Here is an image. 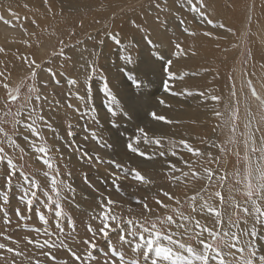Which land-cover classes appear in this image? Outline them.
Segmentation results:
<instances>
[{
    "label": "rangeland",
    "instance_id": "374dc122",
    "mask_svg": "<svg viewBox=\"0 0 264 264\" xmlns=\"http://www.w3.org/2000/svg\"><path fill=\"white\" fill-rule=\"evenodd\" d=\"M36 1L21 8L26 5L22 0H0V16L8 20L4 16V10L9 7L15 13V17L9 20L10 25L20 24L23 30L21 35L12 36L9 40H5L0 33V48L4 50L0 52V72L5 73L4 77H0V122L7 121L0 123V127H4L19 145L14 147L3 142L0 147L5 148L14 162L18 161L20 171V175L14 178L7 190H4L0 179V202L7 197L6 205L0 203V207L5 208L11 221L10 224L6 223L5 212H0V243L23 252L22 256H15L6 250H0V264H5V260L7 264H12L13 261L15 264H36L37 260L41 264H64L65 261L73 264L68 248L77 254L91 253L95 257L91 264H103L113 247L124 254L126 261L136 259L140 264H151V259L155 258L154 252L149 253V258L145 260L132 250L131 244L119 240L118 231H109L107 237L98 231L102 227L99 218L102 209L98 201L102 198L101 194L105 198L110 196L116 201L112 206L114 214L124 219L134 217L141 222L147 218L145 226L149 228L151 222L155 221L162 233L160 244L164 243L165 235H172L173 239L177 237L175 224L167 225L162 221L166 215H173L174 220L179 216L168 209H162L156 200H162L172 208L190 214V202L185 201L184 197L185 194L192 193L187 189L196 184L201 187L204 180L193 182L190 177L185 178L179 173L181 171L169 173L166 163L171 161L176 164L177 169L181 167L180 170L187 172L189 169L184 161L194 162L193 166L197 168L195 162L204 158L194 157L187 149L179 147V136L184 132L185 125L180 122L167 124L154 121L148 116V112L152 110L177 121L184 103L201 102L204 109H207L205 128L196 125L193 131L197 136H204L208 142L201 149L197 143H189L201 152H210L212 156L224 158L230 176L233 170H243V157L246 153L256 159V154L250 153L245 141L250 133L258 138L264 136V106L253 98L249 101L251 96L246 81L251 80L257 91L264 96L258 90L264 83V0H206V3L203 0L200 9L203 16L193 12L187 0H48L47 4L44 0ZM211 5L221 12V25L224 27L214 22L210 14L207 15H210L212 23L207 24L209 19L205 16V10L210 12ZM2 25L7 24L0 21V28ZM185 28L195 35L186 33ZM225 32L229 34L226 35ZM111 36L119 38L121 44L115 45ZM100 40L105 43L100 45ZM149 41L152 43L149 44ZM177 43L185 50L186 54L182 57L174 55ZM198 45L202 47L200 50L206 57L205 65L199 67L198 64H192L194 60L190 57ZM61 48L71 60H65L60 55ZM156 53L164 59L159 60ZM129 54L132 57L131 63L125 59ZM24 57H27V61ZM81 58L89 61L82 64ZM32 60L40 67L30 69L28 64ZM167 60L173 62L171 70L176 73V79L170 80L162 68ZM93 62L96 72L89 80L85 73ZM49 68L56 73L54 77L47 71ZM32 71L37 73L35 80L31 79ZM193 77H203L202 80L208 77L203 83L205 86L211 85L209 91L199 84H196L199 89L192 88V83L188 84L190 89L187 91H191L193 95L188 96L184 94L186 90H179L178 84L184 82L182 80H193ZM77 78L76 85L68 83ZM138 78L143 81V87L136 89L132 82ZM4 83H8L10 88L19 87L20 99L15 104H5L7 90L3 87ZM105 83L112 95L117 97L115 108L118 112L123 110L125 115H111L109 108L112 107V102L106 94ZM233 84L235 99L239 101L235 133L231 132L229 125L221 129L219 125L223 121H218L212 114L214 107L219 108L225 112L227 119L228 111L225 106L230 104ZM32 87L39 88L40 92H31ZM202 90L222 95V103L214 104L210 100L205 102L197 95ZM37 94L46 96L47 100L36 101L34 97ZM78 96L83 99H78ZM28 97L33 98L31 102L27 100ZM159 100H164L165 105H160ZM33 108L36 113L43 115L46 122H36L43 139L30 134L23 124L14 127L11 123L18 109L23 115L15 118L24 121ZM9 109L13 115L5 117L4 113ZM166 110L167 114L164 112ZM249 120L251 127L246 128ZM138 127L145 128L149 137L163 138L166 133L176 135V138L162 139L160 145L145 143L143 140L134 145L139 151L155 156L154 159H145L127 148L129 138L138 135ZM68 132L73 135H68ZM25 136L28 138L25 139ZM229 139L234 143H228ZM3 140L0 136V141ZM212 142L226 147L227 153L218 154V149L212 146ZM38 147L49 150L47 157L36 150ZM161 151L165 152L164 157L158 155ZM172 151H176L177 155L173 156ZM84 152L93 159L89 161L83 157ZM96 157H99V162ZM43 158H50L53 167L44 165ZM111 162L120 163L125 169H136L143 175L149 173L150 177L145 176L151 183L142 184L134 180L131 174L124 176ZM211 166L216 167L215 164ZM220 171L222 173L224 169L221 168ZM3 174L4 165L0 164V177ZM114 174L121 177L116 181L118 189L113 185ZM25 175L38 184L39 188L30 190L23 179ZM173 175L178 179L173 180ZM53 177L61 188L58 197L51 189ZM64 185H71L74 192ZM30 191H35L36 196L31 197ZM162 191L176 194L182 203L176 205L174 201H169L162 195ZM232 195L240 198V205L248 204L243 191L233 192ZM48 196L62 207V216L57 217L54 210L50 211L45 206L52 205ZM225 196L227 197L226 191ZM30 198L32 204L28 205ZM138 200L146 201L151 212H145L136 203ZM55 207L53 205V209ZM129 208L132 209L131 212ZM41 214L45 216L47 223L40 219ZM237 214L244 218L242 211ZM89 227L95 231V236L88 230ZM36 228L40 232H35ZM257 231L260 235L252 239L259 256L264 255V228L257 226ZM29 239L55 241L57 247L51 251L56 255V261L46 258L41 249L28 243ZM85 240H92L96 245L95 249L87 247L83 243ZM189 240L190 243H195L194 239ZM61 242L66 247H61ZM240 246H243V242ZM244 254L247 255V252ZM161 262L160 264H170L168 261ZM85 264L89 262L85 260Z\"/></svg>",
    "mask_w": 264,
    "mask_h": 264
},
{
    "label": "snow or ice",
    "instance_id": "6c2138e0",
    "mask_svg": "<svg viewBox=\"0 0 264 264\" xmlns=\"http://www.w3.org/2000/svg\"><path fill=\"white\" fill-rule=\"evenodd\" d=\"M45 4L48 3V0H44ZM187 3L193 12L200 13L203 16V13L200 11L203 6V0H187ZM199 4V6H197ZM158 6V5H157ZM27 7V5H25ZM50 10V9H49ZM15 16V13H11ZM0 21H3L5 24H11V21L5 20L3 16H0ZM183 23V22H181ZM209 24L212 23L211 20L208 21ZM220 27H224L220 25ZM27 31V30H25ZM186 33L190 35H195V33H190L187 28L184 29ZM205 35H211L210 33H205ZM115 45L119 46L121 44V40L116 36L110 37ZM27 43V41H24ZM63 43V42H61ZM105 43L104 40H100L99 44L103 45ZM152 42L149 41V44ZM175 53L174 55L183 56L185 55V50L181 44L177 43L175 45ZM4 51L0 48V52ZM60 55L65 58V60H71L72 58L65 55L64 49L61 48ZM157 58L159 60H163V56H160L156 53ZM195 55V53H193ZM25 61H27V57H24ZM125 59L131 63L132 57L129 54L125 57ZM172 61L167 60L163 63L162 68L165 71L166 75L169 79H176L177 75L174 73L172 69ZM29 68H39L40 66L36 63L35 60H32L28 64ZM51 76H55L56 73L52 71L51 68L47 70ZM96 72L94 62L92 66H90L89 71L85 73L86 78L89 80L92 78ZM5 73L0 72V77H4ZM37 77V73L35 71L31 72V79L35 80ZM183 79V77H179ZM77 79H71L68 81L70 85H76ZM248 91L250 92L251 98L255 99L260 103L261 106H264V96H262L258 91L255 85L251 80L246 81ZM132 86L136 89L143 87V81L139 78L132 82ZM3 87L7 90V95L5 98V104H15L19 99V87L10 88L8 83H4ZM166 87H169L166 85ZM231 91V99L230 104L226 105L225 108L228 111L227 119H225V112H222L219 108H213L212 114L218 121H223L219 127L222 129L225 125L230 126L231 132L235 133L237 125L235 121L239 118V101L235 99V85L233 84ZM105 90L108 98L112 102V107L109 108L111 115L117 116L120 114L125 115V112L121 110L117 111L115 108V104L117 103V97L112 95L111 90L108 88L107 83H105ZM170 90V89H169ZM33 93H39L40 89L37 87H32L30 89ZM175 94V93H174ZM188 96L193 95L191 91H187L184 93ZM202 100L211 101L214 104H221L223 101L222 95H217L213 93L207 92H199L197 94ZM78 99H83V97L78 96ZM33 98L28 97L27 100L31 102ZM34 99L36 101L47 100L46 96H41L40 94L35 95ZM158 103L160 105H165L164 100H159ZM21 107H24L22 105ZM36 109L33 108L31 112L28 113L27 120L22 121L21 119H17L15 117H22L23 113L18 109L15 113V116L11 123L13 126H19L23 124V127L28 129V132L35 137L43 139L40 135V131L36 127L37 120L41 122L44 121L43 115L36 113ZM5 117L9 115H13L11 110L5 111ZM148 116L151 117L154 121H160L167 124L179 123V121H175L169 119L164 115L158 114L156 111L152 110L148 112ZM27 121H31L30 123ZM0 123H7V121H3ZM46 123V122H45ZM51 127L50 125H48ZM71 127V125H69ZM246 128L251 127V120L245 125ZM256 131H260V129H256ZM138 135H134L129 138V142L127 143V148L133 153H137L139 156L145 159H154V155H149L146 152H141L139 149L134 146L138 145L142 142L145 143H155L156 145H160L162 143V137H149L148 132L143 127L137 128ZM68 135H73L72 132H68ZM0 136L4 138L0 143L7 142L8 144L18 147L19 145L13 140L8 132L5 131L4 127H0ZM28 137L25 136V139ZM259 140V144H258ZM228 143H234L233 140L229 139ZM245 144L249 147L251 154H256V159L252 158V155L246 153L243 157L244 160V168L243 170H233L231 172V176L229 175V171L227 168V161L217 156H212L210 152H201L200 149L193 147L187 140L181 139L179 141V147H183L187 149L188 153L197 158H204L203 160H197L195 163L199 168V171L196 167L193 166L192 161H184L186 167L189 171L184 172L182 170L177 169L176 164L168 161L166 166L169 170V173H174L176 171H181V174L185 178H191V181H199L204 180V184L197 190H194L191 195L185 194L184 200L189 203V208L191 209V213L189 215H185L184 212L179 211L176 208H172L170 204L164 203V201L157 199L156 203L162 209H168L169 211L175 213L180 217L182 221H185V224H179L178 226L184 229L182 235L186 236L189 239H194L196 241L197 247H193L191 244H186L180 242L178 240H174L172 235H165L164 239L168 241L171 245H177V249L174 250L172 247L164 246L160 244V239L162 236L161 231L158 229L155 221L151 222V228L146 227L145 224L148 223L147 218H145L144 222L136 219L134 217H128L126 219L120 217L117 214L112 212V206L116 204V201L112 200L111 197H103L101 194V199L98 201L102 211L99 214V218L102 222V227L99 228V232L107 237L109 235V231L116 230L118 231V238L121 242L125 244H131L132 250L139 253L144 257L145 260L149 258L148 254L154 252L155 258L151 259V264H160L161 261H168L170 264H264V255H257L256 246L253 243L252 238H256L260 235L257 231V226L264 228V136L256 137L254 133H250ZM213 147L218 149L219 153H227V148L223 146H218L213 144ZM33 147L35 145L33 144ZM108 147H111L109 145ZM36 150L45 157H47L48 149L46 147H38ZM235 155H239V153H234ZM160 157L165 156V152L161 151L158 154ZM172 155L176 156L177 152L172 151ZM83 157L87 158L91 161L93 158L88 155L87 152L83 153ZM207 157H211L210 159ZM99 162V157L95 158ZM43 164L48 168H52L53 164L50 158H43ZM112 165L118 169L124 176L129 174L132 175L133 179L142 183V184H150L151 181L143 175L140 171L136 169H125L122 167L120 163L111 162ZM0 164L4 165V174L0 179L3 182L4 190H7L11 187L14 178L20 175V171L18 170V161L14 162L13 158L8 155L5 151L4 147H0ZM215 164L216 167L213 168L211 165ZM221 168L224 171L221 173ZM47 175V173H45ZM113 180V185L118 189L119 185L116 183L121 177L115 175ZM173 180L178 179L176 176L171 177ZM23 179L28 183L29 189L39 188V185L29 179L28 176H23ZM233 182L234 185L233 186ZM58 181L55 177L51 179V189L55 192L56 196H60L61 188L57 186ZM69 191L74 192V189L71 185H64ZM225 191L227 192V197L225 196ZM243 191L244 196L246 197V203L250 204V207H244L236 201L235 197L232 195L233 192ZM162 195L167 197L169 201H174L176 205H180L182 200L179 196L173 193H169L167 191H162ZM30 196L35 197L36 192L30 191ZM49 200H52V205H45L49 208L50 211L54 210L55 215L60 217L63 215V209L58 204L56 200H53L51 196H48ZM4 205L7 203V197L5 196L4 201L0 202ZM137 204H140L145 212H151L148 204L144 200L136 201ZM28 205L32 204V199H28ZM53 205H55V209H53ZM231 209V211H228ZM132 209L129 208V212ZM238 211H242L244 214V218H241L237 213ZM0 212H5L4 207H0ZM17 214L19 212L17 210ZM205 215V219H210L211 224H202L200 219H197V216ZM225 216L227 217L225 219ZM5 222L10 224L11 221L7 217L6 212L4 216ZM40 219L47 223V219L43 214H41ZM249 219L252 221V225L250 228L245 230V228L241 227V224L247 226L249 223ZM162 223L167 225L177 224L178 222L174 220L173 215H166L162 221ZM113 224L115 228H113ZM191 225V227H189ZM59 226V225H57ZM233 229H239V231H233ZM62 230V229H61ZM95 236V231L89 227L88 229ZM35 232H40L39 228L34 229ZM2 234V233H0ZM205 234H207L205 236ZM45 235H48L45 232ZM10 238V237H9ZM219 242V243H218ZM243 242V246H240ZM29 244H34L35 247L42 250V254L49 258L52 261H56L57 257L51 251V249L56 248V242L45 239L42 242L39 240L29 239ZM83 243L92 249H95L96 245L92 240H85ZM61 247H66L61 242ZM44 249H48V251H43ZM0 250H6L9 253H13L15 256H22L23 252L17 250L13 247H7L5 244L0 243ZM183 250V251H180ZM68 252L70 253L71 259L73 260V264H85V260L91 264V261L95 259L91 253H83L77 254L76 251H73L71 248H68ZM247 252V255L244 253ZM187 253V254H185ZM2 258V257H0ZM117 258L119 264H140L139 260L132 259L131 261H126L124 254L119 252L115 247L111 249L110 255L104 260L103 264H117ZM5 264L7 261L5 260ZM15 264V261L12 262ZM36 264H41L39 260H37ZM67 264V261L64 262Z\"/></svg>",
    "mask_w": 264,
    "mask_h": 264
},
{
    "label": "bare ground",
    "instance_id": "6f19581e",
    "mask_svg": "<svg viewBox=\"0 0 264 264\" xmlns=\"http://www.w3.org/2000/svg\"><path fill=\"white\" fill-rule=\"evenodd\" d=\"M31 1H35V2H37L36 0H22V2L24 3V4H26V5H29V3L31 2ZM62 1H64V0H62ZM208 1V0H207ZM206 0H205V3L207 2ZM214 1H216V0H214ZM21 2V3H22ZM69 2V1H68ZM182 2H184L183 0H182ZM14 3V2H13ZM64 3V2H63ZM73 3V2H72ZM15 4V3H14ZM17 4V3H16ZM24 4H22V5H24ZM74 4V3H73ZM215 4V3H214ZM206 5H208V4H206ZM12 6V5H11ZM209 6V5H208ZM18 7V6H17ZM21 8H25V5H24V7H21ZM211 13L210 12H207L206 10V8H204V9H206L205 10V16H207L208 18L207 19H209V20H211V18H213L215 21L214 22H216L218 25L220 24L221 25V23H223L222 21V16H221V12H218V9L217 10H215V6L214 5H211ZM12 9V8H11ZM173 10V9H172ZM170 11V10H169ZM11 13H14L13 12V10H10L9 9V7L8 8H5V10H4V16L8 19V20H10V19H12V18H14L15 16H13ZM207 14H210L211 15V18H210V15L208 16ZM178 15V14H177ZM21 18V17H20ZM203 19H204V17H203ZM18 22V21H17ZM20 22V21H19ZM24 22V21H23ZM207 22V24H208V21H206ZM215 23V24H216ZM225 23V22H224ZM214 24V25H215ZM20 25V24H19ZM14 26V24L13 25H10V24H7V25H2V27L0 28V33L2 34V36H3V38L5 39V40H9L12 36H17V35H21L22 33H23V30H22V28L20 27V26ZM23 25V24H22ZM24 25H26L25 24V22H24ZM205 27V26H204ZM216 27V26H215ZM214 27V28H215ZM213 28V29H214ZM258 29V28H257ZM30 31H31V29H29ZM209 32V31H208ZM259 33V32H258ZM225 34L227 35V34H229L228 32H225ZM260 34V33H259ZM258 34V35H259ZM196 38H198V36L196 37ZM256 38V37H255ZM20 39V38H19ZM261 39V38H260ZM196 40V39H195ZM201 41V40H200ZM199 41V42H200ZM262 41V40H261ZM16 42H18V41H16ZM197 42V41H196ZM198 42V43H199ZM201 43H202V41H201ZM258 43H259V41H258ZM261 43V42H260ZM201 45H203V44H201ZM254 45V44H253ZM212 46H214V45H212ZM86 47V46H85ZM84 47V48H85ZM261 47V46H260ZM200 48H202V47H200V45H198L197 47H195L194 49H193V53H195V55H191L190 57L194 60L193 62H192V64H198V67L199 66H204L205 65V61H206V57H204L203 55H202V52H201V50H200ZM212 48V47H211ZM205 49V48H204ZM207 49H209V48H207ZM213 50V49H212ZM203 51V50H202ZM42 52V51H41ZM190 52V51H189ZM191 53V52H190ZM204 54H205V52H204ZM87 55V54H86ZM207 55V54H206ZM182 57V56H181ZM191 60V59H190ZM89 61V59H85V58H81V63L83 64V63H86V62H88ZM80 62V61H79ZM179 64H180V62H178ZM189 64H191V62L189 61ZM189 64L187 65V66H189ZM207 65H209V63L207 64ZM176 67H177V65H175ZM186 66V67H187ZM188 68V67H187ZM178 69V68H177ZM262 70V69H261ZM184 73V72H183ZM204 73H205V71H204ZM262 73V72H261ZM264 73V72H263ZM263 75V74H262ZM185 76H188V75H185ZM185 78V77H184ZM191 78V77H190ZM189 78V79H190ZM202 78L203 77H199V78H197V79H194V77H193V80H188V81H186V80H182V81H184V82H182V83H180V84H178L179 86V90L181 89V90H189L190 88L188 87V84L189 83H192L193 85H192V88H195V87H199V86H201V87H203V86H205L206 84H204L203 82L204 81H206V79H208V77H205V79H203L202 80ZM260 78V77H259ZM192 79V78H191ZM179 80V79H178ZM261 80V79H260ZM181 81V80H180ZM179 81V82H180ZM261 82V81H260ZM201 83H202V85H201ZM211 83V82H210ZM196 84H199V86H197ZM210 87H211V85L209 84V86H205L204 87V89H206V90H208L209 91V89H210ZM199 89V88H198ZM263 95H264V83H262L261 85H260V89H258ZM203 91V90H202ZM185 93V92H184ZM197 98V97H196ZM250 97H248V99H249ZM194 100V99H193ZM249 101L251 102L252 101V98H250L249 99ZM204 104V103H203ZM253 104V103H252ZM177 106V105H176ZM220 106V105H219ZM178 107V106H177ZM200 107V108H199ZM208 108H209V106H207ZM178 109V108H177ZM206 110L207 109H204V107H203V105H202V103L200 102V103H194V102H187V103H184L182 106H181V108H180V115L178 116V118L176 119L177 121H179L180 123H181V125H185L184 126V132L182 133V134H180V138L182 139H185V140H187L188 142H191V143H197L198 144V147L201 149V147L204 145V143H207L208 142V140L204 137V136H197L195 133H194V131H193V129H194V126H196V125H198V126H200V127H202V128H205V119L207 118V115L205 114L206 113ZM210 110V109H209ZM165 113L167 112V110L166 111H164ZM169 112V111H168ZM162 113H163V111H162ZM164 113V114H165ZM167 114V113H166ZM165 114V115H166ZM175 116V115H174ZM208 116H210V115H208ZM169 118V117H168ZM207 122V121H206ZM174 128V127H173ZM199 128V127H198ZM171 129V128H170ZM168 133V132H167ZM176 135H169V134H164V136H163V139L165 140H167V139H173V137H175ZM178 137V136H177ZM176 138V137H175ZM214 139H215V137H214ZM192 144V145H193ZM212 144H216V142H212ZM214 149V148H213ZM215 151V150H214ZM216 153H213V155H215ZM180 164V163H179ZM179 168V167H178ZM181 168V167H180ZM180 168H179V170H180ZM184 168V167H183ZM198 168V167H197ZM155 169V168H154ZM188 170V169H187ZM198 170V169H197ZM189 171V170H188ZM199 171V170H198ZM178 172V171H177ZM179 173H181V172H179ZM176 174V173H175ZM146 176H149L150 174L149 173H147V174H145ZM152 175H154V174H152ZM150 177V176H149ZM179 180H184V178L183 179H181V178H179ZM200 188V185L198 186L197 184L196 185H194V186H192V188L191 189H187V191L188 190H190L191 191V193H193V191L194 190H197V189H199ZM236 201H238V202H241V200H240V198L237 196L236 198ZM244 207H250V204H246V205H244ZM228 211H230V209H228ZM185 215H189V214H185ZM205 215L206 214H204V215H200V216H197V219H200L201 220V223L202 224H211V220L210 219H205ZM227 217L225 216V219H226ZM178 223L177 224H175V232H177V237H175L174 238V240H178V241H180V242H183V243H186V244H191L193 247H197V244H196V241H195V243L194 244H192V243H190V240L186 237V236H183L182 235V233H183V231H184V229L182 228V227H180V226H178L179 224H185L186 222L185 221H182L181 219H180V217L176 220ZM251 225H252V221L249 219V223H248V225L247 226H245V225H243V224H241V227H243V228H245V230H247L248 228H250L251 227ZM189 227H191V225H189ZM233 231H239V229H233ZM207 234H205V236H206ZM161 241V240H160ZM164 243L162 244V245H164V246H170V247H172L174 250H176L177 249V245H171V244H169L168 243V241L165 239L164 241H163ZM180 251H183V250H180ZM185 254H187V253H185ZM162 263V262H161Z\"/></svg>",
    "mask_w": 264,
    "mask_h": 264
}]
</instances>
